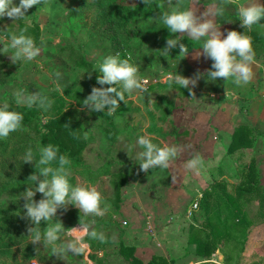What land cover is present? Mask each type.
<instances>
[{"label": "rangeland", "instance_id": "rangeland-1", "mask_svg": "<svg viewBox=\"0 0 264 264\" xmlns=\"http://www.w3.org/2000/svg\"><path fill=\"white\" fill-rule=\"evenodd\" d=\"M150 2L153 4L146 5L141 0H45L43 7L34 5L30 8L25 19L18 21L8 17L0 19V42L6 43L13 34L19 35L22 31L27 33L23 25L38 27L40 34L39 45H36L40 52L32 61L13 64L10 55L0 53V103L7 100L10 106H26L24 103L17 104L13 93L18 89H23L25 94L33 93L31 89L37 90L40 86L50 91L53 97L62 98L63 95L56 90L57 87L63 91L73 83L90 79L87 71L74 66L75 61L85 59L96 69L103 57L116 53H119L122 59H130V62L138 67V78L148 81L149 84L147 90L143 92L134 90L131 95L126 93L128 98L124 106L127 111L124 115L116 117L112 126L108 127L102 116L89 112L86 108L79 116L84 122V133L88 139L82 152L84 165L97 170L108 164L111 165V173H126L131 179V185L121 189L120 202H116L110 179L102 178L93 186L103 199L101 207L104 204L109 207L102 217L88 219L94 221L91 225L93 229L104 233L105 241L103 243L89 241L84 258L83 254L76 256L69 253L70 257L67 260L51 254L42 243L33 244L30 241L28 244H32L35 256H30V249L26 250L30 256L26 260L21 258L19 252L16 253L17 250H14L15 258L0 253V264H134L127 252L119 248L120 244L139 248L140 251L137 253L135 250L134 255L146 264L152 257H159L153 255V251L159 246L151 247V242L155 244L158 242L159 229L142 224L141 216L133 211L127 215L126 208L130 211L131 208L166 209L165 213L170 214L174 221L170 220V223L165 225L162 221L161 227L165 226L163 228L166 229L165 231L174 232L179 237L173 247L176 253L170 252L171 254L168 255L173 258L184 255L190 257L192 251L194 252V247L190 249L187 243L190 230L198 228L205 221L198 209L194 212L190 211L191 202L197 195L194 191L195 174L206 175L200 194L213 182L222 181L227 193L234 197L236 189L244 182V176L248 174L250 167H254L255 173L252 178L255 179L258 174L255 183L260 184V190L264 194V174L262 168L260 169L261 163H257L254 157V152L248 153L246 157L240 153L241 150L227 153L223 147L222 133H217L218 129L216 133L203 132V137L199 140H205L204 145L198 141V138L193 137L187 139L185 145H177L181 140L178 136L182 135L185 128H191L190 124L194 119L192 114L197 108L201 111L203 126L215 123L216 120L211 119L215 115L217 120L220 119V116L214 113L216 109L213 108L214 102L220 99L211 97L209 93L215 90V87L203 77L197 81L195 87L189 85L191 92L176 85L171 77L177 72H173L175 69L168 72L166 60L177 56L178 49L176 47L170 50L168 56L160 53L165 47L166 39L175 38L179 33L172 34L167 28L157 25L155 20H152L154 18L152 15L157 14V17L161 11L168 10L170 6H184V3L190 4L191 0H172L171 5L169 0ZM153 5L157 6L156 12L151 7ZM102 13L107 19L95 27L96 20ZM143 14L147 17H141ZM105 31L108 33L105 34ZM188 55L187 71L177 74L194 77L198 68H193L191 53ZM229 104H232V108L236 111L240 108L239 102L232 101ZM209 110H212L211 117L207 116ZM229 122L230 120H227V123ZM232 123L234 131L244 128L239 125L237 118ZM152 124L163 134L161 138L156 134L153 135L154 140L159 141L161 146L164 143L177 148V157L169 166L173 177L171 173L167 174L168 169L158 167L147 172L141 171L139 164L129 156L132 153L128 154L126 150L129 144L135 142L138 135L149 136L147 131ZM209 140L215 144L214 163H204L203 160L207 156L206 145L209 144ZM197 154L202 159V165L196 169L188 168L186 162ZM69 168L70 183L91 186L77 176V167ZM14 187L7 185V191L0 194V204L8 206L9 201L13 200L10 195L11 190L13 193L21 191ZM41 196L42 194L37 193L34 199L39 200ZM259 197L260 195L255 193L250 197L244 196L239 201L243 213L252 224L242 240L218 246L219 250L215 251L208 260L199 261L197 258L184 264H216V261L220 260L215 257L217 254L222 257L225 254L229 264H264V218L260 217ZM22 202L23 208L24 200ZM214 204L215 202L211 203L212 208ZM116 208H122L123 213L120 212L122 215ZM223 210L219 214L220 220L226 217V212ZM151 212L152 209H149L147 213L151 214ZM153 213L157 215L156 220L165 215L163 211L153 210ZM167 218L169 220V216ZM54 219H59L65 228H71L78 226L80 213L77 208L68 205L66 210L58 209ZM45 226L42 221L41 228ZM97 247L103 249L98 251ZM147 248L148 251H144Z\"/></svg>", "mask_w": 264, "mask_h": 264}, {"label": "clouds", "instance_id": "clouds-1", "mask_svg": "<svg viewBox=\"0 0 264 264\" xmlns=\"http://www.w3.org/2000/svg\"><path fill=\"white\" fill-rule=\"evenodd\" d=\"M146 5L150 0H142ZM231 0H215L214 7H210L200 16L187 6H170L168 10L161 11L154 19L157 25L167 28L172 34H185L201 42L202 55L212 61L211 68L204 73H197L194 77H184L174 73L172 81L183 89L195 87L200 78L209 82L217 78L231 79L238 86L245 85L252 79L251 65L255 63L251 37L245 32L235 30L227 31L222 37L219 25L209 17L222 16L226 6ZM172 4V0H169ZM34 5H45V0H0V19L8 17L18 21L28 17L26 13ZM241 27L252 30L254 25L264 28V2L262 0H244L236 8ZM180 35L167 38L161 55L168 56L170 50L179 46V55L185 56L188 48L180 42ZM0 53L10 55L13 64L23 61H32L40 52L33 38L22 31L19 35H11L7 42H0ZM11 50V51H9ZM201 53H199L200 55ZM98 73L96 82L101 87L93 86L89 95L80 103L82 109L89 112H105L112 115L119 107V102L125 101V93L131 95L134 90L145 91L146 80L138 78V67L130 59L120 58L119 53L110 54L102 58L96 66ZM91 77V73H89ZM108 85V87H103ZM115 85H119V90ZM57 91L62 90L57 87ZM16 103H24L28 107L36 105L47 110L53 101L41 93L25 94L23 89L13 93ZM24 116L21 112L10 107L7 100L0 103V140L23 127ZM127 152L133 157L140 170L167 169L170 162L177 157V148L171 145H159L145 135H138L135 142L129 144ZM22 163H32L36 172L28 177V187L20 193L19 199L24 200L23 217L33 225L28 228V236L33 244L40 242L51 254L60 259L67 260L73 255L88 251L89 241H105L102 232L92 228L93 220L88 218L102 217L108 211V205L103 203L101 194L93 186L70 183L69 165L71 161L66 154L60 153L58 147L51 143L39 148V157L36 159L31 147H28L23 156ZM202 159L197 154L186 162L188 168L196 169L202 165ZM55 164V166H53ZM42 177V178H41ZM37 193L42 194L39 200L34 199ZM72 205L79 210L78 226L65 228L59 219H54L58 209H67ZM45 227L41 228V222Z\"/></svg>", "mask_w": 264, "mask_h": 264}, {"label": "trees", "instance_id": "trees-1", "mask_svg": "<svg viewBox=\"0 0 264 264\" xmlns=\"http://www.w3.org/2000/svg\"><path fill=\"white\" fill-rule=\"evenodd\" d=\"M153 1V0H150ZM142 2V0H141ZM143 3V2H142ZM153 4L150 2L149 5ZM153 10L157 11V6L153 5ZM153 14L152 17H156ZM141 17H147L142 15ZM151 17V16H149ZM107 16L102 13L96 20L97 27L102 22H105ZM236 23V21H235ZM237 22V25H239ZM264 23V21H262ZM234 24V23H233ZM236 25V24H235ZM255 26V25H254ZM23 28L27 31L25 35L33 38L36 45H39L40 34L38 27L25 26ZM245 30V29H244ZM246 32V31H245ZM108 32L105 31V34ZM74 66L79 67L88 73H91L89 80L73 83L67 86L62 92V98L53 97L50 91L40 86L37 90L31 89V92H39L47 96L53 101L50 108L47 110L33 105L31 108L20 105H11L10 107L23 114V127L15 132H11L9 136L0 140V194L7 191V185L15 186L14 189L21 190L13 193L10 191L13 200L9 201L8 206L0 204V253L7 257H14L16 253L22 259H29L30 256H35L34 249L28 236V228L33 227L31 223L24 218L22 213V198L19 195L28 187V177L36 172L34 162L22 163V156L28 147H31L36 159L39 157V148L51 143L58 147L60 153L66 154L71 161L69 167H77V176L81 178L87 185L94 186L98 184L102 178L110 179L111 185L115 191L116 202H120L121 189L128 184V177L120 173H111V165L105 164L97 170H92L84 165L82 161V152L88 143V139L84 133V122L80 119V113L83 110L81 101L90 94L93 86L101 87L96 82L97 72L85 59L74 62ZM103 87H108L104 85ZM119 90V86L115 85ZM128 96L125 93V101ZM124 102H119V107L112 115L105 112H95L96 115L103 117L106 125H113V120L120 117L127 111ZM71 103V104H68ZM85 109V108H84ZM94 114V113H93ZM94 114V115H95ZM45 119V121H43ZM245 128H239L234 131L232 141L228 148V153H234L241 149H250L254 144L249 140L251 135H247ZM151 135H157L159 138L163 137L161 130H156L152 124L147 131ZM109 132H107L108 134ZM112 138H110L111 140ZM153 143L159 145L160 142L151 139ZM55 166V164L53 165ZM255 169L250 167L244 182H242L236 189V195L231 197L223 182L215 181L201 192V198L198 202V211L204 217V223L198 228H191L188 236V245L195 248V254L200 259L208 260L215 251H218V246L225 245L231 241L236 242L244 238L245 233L252 225L243 213L239 201L245 196L250 197L255 193L259 194L258 204L261 210L260 217L264 218V194L260 190V184L255 183L258 174L253 179ZM215 202L213 208L211 203ZM222 205V206H221ZM224 209V210H223ZM119 210V208H116ZM226 212V217L220 220V212ZM32 243V242H31ZM39 244V242H37ZM92 246V244H91ZM234 247L236 245L234 244ZM119 248L127 252L131 261L134 264H144L141 260L135 257V248L120 244ZM27 249H30V256ZM101 251L102 247H97ZM14 250H17L15 253ZM224 263L229 264V260L223 254ZM146 264H170L165 258L152 257Z\"/></svg>", "mask_w": 264, "mask_h": 264}, {"label": "crops", "instance_id": "crops-1", "mask_svg": "<svg viewBox=\"0 0 264 264\" xmlns=\"http://www.w3.org/2000/svg\"><path fill=\"white\" fill-rule=\"evenodd\" d=\"M244 2V0H231V3H229L226 6V10L224 15L222 16H217V17H209L210 19L213 20V22L217 25H219V30L223 34L221 38H223L224 35L227 34V31L229 30H235L238 32H245L246 35L251 37L252 41V48L254 52V57H255V63L251 65L252 69V79L250 80L249 83L245 85H236L232 82L231 79H224V78H217L215 81L209 82L210 84H213L215 87V90L211 91L209 94L211 97H216L217 99H220L216 102H214L213 108L216 110L214 113L217 114V116H220V119L217 120L216 115L215 117H211V112L212 110H209L207 116L211 117V119H215V123H208L206 126H203L201 119L202 114L201 111L197 108L196 111L193 112L192 115H194V119H192L190 127L191 128H185L183 130L182 135L179 137L180 142L177 144L178 146H183L186 143L187 139L193 138H198V141H200L203 145L205 144V140H199L201 137H203V132H212L216 133V129H218V132L222 133L223 137V147L224 149L227 150L228 153V148L231 144L232 141V135L234 133V130L232 126L234 125L232 122L236 121V118L239 120V125L244 126L245 132L247 135H251L249 140L253 142V146L250 149H241L240 153H243L245 157L247 156L248 153H253L254 152V157L257 159V163H261V171L264 174V28H260L258 26H253L251 31H248L247 29L244 30L243 27H241V24L237 22L239 21V17L236 12L237 6ZM264 2V0H262ZM215 5V0H191V3H184V6L190 7L197 16H200L204 11L209 9L210 7H214ZM236 21V23H235ZM234 23V24H233ZM236 24V25H235ZM167 34V33H165ZM179 38L180 42L183 43L187 46L188 52L185 56L183 55H178L177 56H172V58H169L166 60V68L169 69L168 72L173 71L172 69H175L173 72L177 73H184L187 71L188 67V59L187 56L188 53H191L192 57V65H194V69L198 68L196 70V74L199 73H204L207 70L211 68L212 61L210 59L205 58L202 55V49L201 47V42L196 41L192 39L191 37H188L185 34L179 33ZM177 49L179 52V46L177 45ZM199 53H201L199 55ZM197 63V64H195ZM195 72V71H194ZM232 101L239 102V107L238 110L232 108ZM202 117V118H201ZM235 118V119H234ZM227 120H230L229 123H227ZM191 135V136H190ZM145 136H148L147 134ZM150 139H153L155 136L149 135L148 136ZM155 139V138H154ZM164 145V143H162ZM162 145V146H163ZM198 147H200L198 143ZM208 148L207 156L203 158L204 163H214L215 160V144L212 142V140H209V144L206 145ZM199 155V154H198ZM240 157L241 154H239ZM172 165V164H171ZM170 166V165H169ZM174 167V166H173ZM173 167H171L173 169ZM167 174L171 173L169 170V167L167 168ZM128 177V184L126 187H129L131 185V179L128 174L123 173ZM173 174L171 173V176ZM195 180L196 183L194 185L195 189L194 191L196 193L200 192V188L202 187L204 182V179L206 175L199 176V174H195ZM209 173H207V176ZM173 177V176H172ZM139 193H136L138 195ZM149 209H152L151 214L149 213ZM131 208L130 209L126 208L127 210V215H130V213L135 212L138 215H140V220L142 221V224H148V227L152 226L154 229H159L158 232V242L155 244L154 242H151V247H157L153 251L155 256L159 255L168 261H170V264H184L187 263L188 261L191 262V259H195L199 261H203L199 257L196 256L195 254V248L194 252L192 251V255L190 257L188 256H176L175 258L170 257L168 255L173 253H176V250L173 249L175 247L176 239H179L178 235H176L174 232H168L165 231L166 229L164 227H161L162 221L163 224L165 223H170V220L174 221L173 218L170 216V214L165 213L164 208ZM170 209V208H169ZM173 210L175 208H172ZM153 210L156 212H164L163 217H158L156 220V214L153 213ZM122 212V208H119V213ZM148 212V213H147ZM179 212V210L177 211ZM120 213V215H122ZM125 216V214H124ZM169 216V220L168 217ZM143 218V219H142ZM161 228V229H160ZM263 228V227H262ZM136 252L138 253L140 251L139 248L136 246L132 245ZM190 249H193L192 246H189ZM144 251H148V248L145 249ZM171 252V253H170ZM152 255V254H151ZM196 256V257H195ZM139 257V256H138ZM217 259L216 264H223L224 262L222 255L217 254L215 256ZM139 259V258H138ZM140 259L143 260L142 257ZM194 260V261H195ZM223 260V261H222ZM182 261V263H180ZM219 261V262H218ZM218 262V263H217ZM194 264H202V263H194Z\"/></svg>", "mask_w": 264, "mask_h": 264}, {"label": "built area", "instance_id": "built-area-1", "mask_svg": "<svg viewBox=\"0 0 264 264\" xmlns=\"http://www.w3.org/2000/svg\"><path fill=\"white\" fill-rule=\"evenodd\" d=\"M148 86H149V84L147 81V83L144 85L145 90H147ZM200 198H201V194L197 193V195L194 197L193 201L191 202L190 211L194 212L198 209V202H199ZM31 264H37V263H31Z\"/></svg>", "mask_w": 264, "mask_h": 264}]
</instances>
